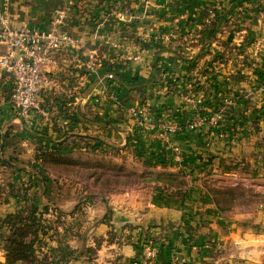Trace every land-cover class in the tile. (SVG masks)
I'll use <instances>...</instances> for the list:
<instances>
[{
	"label": "crops",
	"instance_id": "crops-1",
	"mask_svg": "<svg viewBox=\"0 0 264 264\" xmlns=\"http://www.w3.org/2000/svg\"><path fill=\"white\" fill-rule=\"evenodd\" d=\"M216 1L224 5L227 0ZM5 2L9 26L14 29L46 31L54 16L64 12L62 28L79 43L58 52L46 70L58 86H41L38 100L42 113L31 112L21 117L6 102L4 92L11 79L0 66V151L19 159L15 166L29 161L40 147L50 149V140L71 145L85 130L92 138L99 130V119L114 117L116 112L112 101L101 94L99 77L89 75L86 67L97 59L116 55L112 50L117 47L115 44L122 53V43L137 50L133 40L148 37L151 28H142L141 23L154 29L163 28L166 23L150 17L135 21V13L128 11L135 12L140 0H0V9ZM75 2L78 6L84 4L80 11L74 7ZM175 2L189 3L190 30H195L199 26L195 23L200 22L196 16L210 7L213 0ZM7 53L0 44V57ZM154 56L153 49L142 52L139 63L123 69L120 82L130 80V76L151 79L150 63ZM168 58L173 67H180L175 56L168 54ZM118 82L113 81L112 87L121 92ZM130 95L126 96L129 101L134 99L133 93ZM146 98L153 108L176 103L171 95ZM244 105L242 125L236 127L232 141L220 140V144L209 148L198 140L190 153L209 154L214 170L230 177L228 180L263 192L264 90L247 95ZM212 147L218 152H212ZM232 152L233 159L226 155ZM8 179L19 181L20 177L0 174V182ZM66 182L60 179V194L53 200L61 216L50 222L48 236L38 246L37 257L45 259L46 264H146L142 260L146 240L157 245L155 260L149 264H264V203L248 209L237 205L217 208L204 191L166 187L161 192L153 186L123 190L85 203L80 189L63 190ZM15 204L0 202V213H13ZM4 261L5 256L0 254V264Z\"/></svg>",
	"mask_w": 264,
	"mask_h": 264
},
{
	"label": "rangeland",
	"instance_id": "rangeland-1",
	"mask_svg": "<svg viewBox=\"0 0 264 264\" xmlns=\"http://www.w3.org/2000/svg\"><path fill=\"white\" fill-rule=\"evenodd\" d=\"M176 3L175 0H140L141 5L135 12L128 11L129 14L135 13L134 20L140 22L150 17L165 20V26L154 29L148 23H141L142 28H151L147 32L148 37L133 40L137 50H130L129 45L122 43L125 51L122 53L119 45L115 44L117 47L112 50L116 55L93 61L92 64L96 66L94 72L86 67L89 75L99 77L101 94L112 101L110 103L115 106L116 112L114 117L99 119V130L92 134V138L85 130L83 136H76L71 145L65 142L67 153L57 164L44 166L36 161L37 150L29 161H24L21 165L0 166V174H17L20 177L19 181L8 179L4 183L0 182V202L4 205L16 203L13 213H0L1 215H14L20 208L17 199L8 196V187L15 186V192L18 188H26L28 201L36 208V217L40 218L42 226L49 228L50 222L53 223L58 218L55 212L58 209L54 208L53 200L60 194V179L67 181V184H63L64 191L80 189L86 196V193H100L95 178L101 173L107 176L143 172H153L156 175L160 172L162 178H165V174H171L167 178H173V189H198L207 194L208 187L241 184L244 188L238 190L235 205L248 209L264 203V191L228 180L230 177L224 176L218 169L214 170L209 154L190 153L191 146L198 140L204 141V145L209 148L220 144V140L232 141L236 127L242 125L241 111L246 96L264 90V80L260 82L256 75L258 70L264 73V0H236L233 4L227 0L224 5L213 0L210 7L196 16L200 22L195 23L199 25L195 30H190V9L185 12V8ZM259 5H263L261 12H257ZM81 9L77 8L79 11ZM221 13L222 20L205 48L200 41L203 32ZM195 21L194 19L193 22ZM134 22L132 26H135ZM172 23L174 25L168 28ZM173 45L176 50L171 49ZM150 49L155 53L150 63L153 77L145 81L138 76H130V80L121 83L123 69L128 64L139 63L140 54ZM168 54L176 57L180 67H173L169 63ZM104 63L120 66L118 76L111 74V69L104 68ZM97 64L100 66L97 67ZM82 72L87 74L86 71ZM108 74L112 78L107 79ZM113 81H119L117 88L121 92L112 87ZM213 86L219 87V92H215ZM131 93L134 96L132 102L126 97L131 96ZM150 95L154 98L171 95L175 97L176 103L153 108L147 104L146 96ZM107 126L109 129L104 131L102 128ZM96 138L115 146L116 151L100 145L98 140L95 141ZM50 141L52 149L57 141ZM87 142L97 145L96 150L91 152L84 144ZM75 144L81 145L73 150ZM211 151L218 152L214 147ZM151 154L165 161L166 165L155 168L144 166L143 157H150ZM226 155L233 159L235 153ZM3 156L9 162L19 160L7 154ZM123 180L134 181L133 178ZM150 186L161 192L168 189L162 182H153L146 187ZM47 233H39L36 238L29 234L23 239L25 244L32 243L37 263L45 264V259L39 260L37 256L38 246L48 236ZM3 239L0 236V254L6 256Z\"/></svg>",
	"mask_w": 264,
	"mask_h": 264
},
{
	"label": "trees",
	"instance_id": "trees-1",
	"mask_svg": "<svg viewBox=\"0 0 264 264\" xmlns=\"http://www.w3.org/2000/svg\"><path fill=\"white\" fill-rule=\"evenodd\" d=\"M77 1V0H75ZM236 0H230V3L233 4ZM80 2V0H79ZM84 5V4H83ZM83 5L78 6L77 2H75V8H82ZM185 10L189 6L182 5ZM263 5H259L257 7V12H261V8ZM223 13H221L220 16H218L213 22L210 23L208 27H206V30L203 32V36L201 41V45L205 48L209 45V40L213 37V34L215 32L216 26L218 25L219 21L222 19ZM264 63V60H263ZM104 68L111 69L110 73L118 76V71L121 69L120 66H117L115 64H103ZM258 76V80L261 82L264 80V73L258 72L256 73ZM9 76V75H8ZM258 81V82H259ZM213 89L215 92H219V87L213 86ZM11 95H12V85L10 84L4 92V98L6 102H8L10 105H12L11 102ZM107 124L109 122H106ZM104 131L109 129V126L106 128H102ZM98 138H96L95 141H97ZM130 139L128 138V142ZM99 144L102 146H105L106 148H109L112 151L115 150V146H111L107 144L104 141H99ZM87 147H89V150L95 151L97 148V145H91L90 143H84ZM79 145L81 144H75L73 147V150H76L79 148ZM66 146L63 145V142H55L53 144L52 149H48L46 147H40L38 149V154L35 157V160L40 162L42 165L46 166L48 164H57L60 161H62V157L66 154ZM137 156H140L137 154ZM141 157V156H140ZM143 165L148 168H155L156 166L163 167L166 165L165 161L160 160L159 157H157L155 154H151L150 157L145 156L143 157ZM15 163H18V160H13L12 162H8L6 158L3 156V151H0V166H13ZM32 168V167H31ZM171 174H165V178H162V173H157L156 175L153 174V172H143V173H130V174H122V175H105L103 173L97 174L95 181L98 182V185L100 187V193H86L87 195L84 198V202L91 201L94 198L97 197H105L108 194L120 192L123 190L128 189H136V188H144L147 185H151L153 182H162L164 183L165 187H170L171 183L174 184V180L171 177L170 179L167 178ZM133 178V182H126L123 179H130ZM167 178V180H166ZM169 181V182H167ZM8 196H11L13 198H16L20 208L17 210V212L14 215H1L0 214V236L3 237L5 242V247L7 250L5 261L3 264H15L17 262H20L22 264H27L34 262L35 264H41L37 263L34 258L33 254V248L32 243L25 244L23 242V239L25 236L31 234L35 238L39 235V233L46 234V232L49 231L50 227L47 228L46 226H42V222L40 218L36 217V208L32 206V204L28 201L29 197L27 194L26 188H18L15 192V186L10 185L9 187ZM244 188L241 184H236L234 186H216V187H208V194L211 197V200L213 201L214 205L217 208H227L231 207L232 205H235V202L238 198L240 189ZM173 189V188H172ZM55 211V210H54ZM57 213V216H61L60 211H55ZM45 231V232H43ZM149 240H146L144 244H147ZM157 247V245H156ZM46 264V263H45Z\"/></svg>",
	"mask_w": 264,
	"mask_h": 264
},
{
	"label": "built area",
	"instance_id": "built-area-1",
	"mask_svg": "<svg viewBox=\"0 0 264 264\" xmlns=\"http://www.w3.org/2000/svg\"><path fill=\"white\" fill-rule=\"evenodd\" d=\"M64 12L57 13L46 31L27 28L14 29L9 26L8 6L0 9V44L7 55L0 57V66L10 76L12 85L11 102L21 117L41 111L38 92L43 85L58 86V81L49 76L47 69L54 63L58 52L77 46L78 40L63 29ZM89 69L94 72L96 66ZM112 78L111 74L107 79ZM142 260L149 264L155 260L156 243L149 240L143 245Z\"/></svg>",
	"mask_w": 264,
	"mask_h": 264
}]
</instances>
